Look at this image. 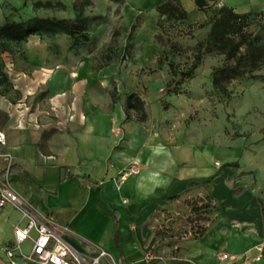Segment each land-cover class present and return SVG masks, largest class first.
<instances>
[{
  "label": "crops",
  "instance_id": "1",
  "mask_svg": "<svg viewBox=\"0 0 264 264\" xmlns=\"http://www.w3.org/2000/svg\"><path fill=\"white\" fill-rule=\"evenodd\" d=\"M115 75L113 67L94 68L85 60L42 66L28 76L22 73L24 84L12 83L20 98L14 103L5 99L11 108L5 105L8 120L0 131L6 139L2 150L19 170L10 175L14 191L42 217L68 226L66 240L83 255L94 254L98 246L119 264H264V195L260 204L246 208V239L225 237L216 223L198 241L177 246L172 256L160 255L157 217L192 192L213 198L200 182L215 175L214 156L198 147L173 146L153 135L149 123L127 118L126 94L139 88L124 82L127 90L112 100L109 89L118 86ZM42 88L46 94L36 96ZM32 95L36 109L28 112L24 100ZM20 102L25 108L17 111ZM132 162L140 172L115 182ZM215 232L216 242L210 238ZM12 237L0 239V246ZM221 252L228 257L221 259Z\"/></svg>",
  "mask_w": 264,
  "mask_h": 264
},
{
  "label": "rangeland",
  "instance_id": "2",
  "mask_svg": "<svg viewBox=\"0 0 264 264\" xmlns=\"http://www.w3.org/2000/svg\"><path fill=\"white\" fill-rule=\"evenodd\" d=\"M34 1L38 0H0V24L8 15L16 20L35 15L72 18L73 4L86 0H40L53 2L56 6L51 10L35 9ZM90 1L91 4L85 6V15L98 18L88 24L87 42L73 44L70 37L58 33L31 35L19 44L0 43V60L5 65L9 80L24 84L25 81L19 80L22 73L28 76L42 66L77 65L85 60L94 68H99L109 57L106 66L116 70L118 82V86L114 84L109 89L111 99H118V93L127 90L124 82H134L136 91L139 88L137 94L143 100L145 120L140 121L141 112L134 110L130 111L129 119L149 123V131L153 135L165 138L173 146L198 147L214 156L215 175L205 176L200 182L212 191L213 198L210 197L214 209L198 219V214L186 204L188 199L208 195L203 191L181 198L174 209H164L157 217L154 230L155 234L160 231L163 235H156L155 244L164 252L160 255L172 256L177 246L198 241L200 228L207 231L216 223L225 237L246 239L250 233L249 225L244 221L246 208L252 202L260 204L264 195L263 84L258 79L249 78L229 82L226 85L227 94L216 91L209 75L213 67L224 62L223 54L203 55L191 78L182 80L179 86L170 83L172 75L168 62L173 61L180 70L188 69L193 62L194 45L205 39L209 29L210 8L199 11L194 0L174 1L188 11V17L179 21L158 15L155 7L164 0H125L123 3ZM211 5L213 8L228 5L240 13L253 12L247 26L249 31L257 30L264 22V0H215ZM13 7L20 9L14 11ZM135 16L142 20L133 33L131 57L119 60L120 47L131 41L128 32ZM115 31H119V34L114 38ZM110 44L116 49L115 54L106 53ZM256 73H264V66ZM26 87L23 86L24 89ZM42 94H46L43 88L38 90L36 96ZM9 96L14 97V93L11 91L6 97L0 96V128L8 120L5 105L11 108L6 102ZM36 96L34 99L33 95L29 96L31 99L25 98L28 112L36 109ZM20 104L16 106L17 111L25 108L23 102ZM115 182L119 183L118 177ZM0 211L2 239L12 234L13 226L20 222L22 215L12 205H5ZM215 233L210 238L216 242L218 234ZM2 247L0 264H3ZM23 248L28 253V245ZM151 251L154 252V249Z\"/></svg>",
  "mask_w": 264,
  "mask_h": 264
},
{
  "label": "trees",
  "instance_id": "3",
  "mask_svg": "<svg viewBox=\"0 0 264 264\" xmlns=\"http://www.w3.org/2000/svg\"><path fill=\"white\" fill-rule=\"evenodd\" d=\"M118 3H123L125 0H111ZM175 0H164L157 4L155 9L159 16L179 21L185 20L188 17V11ZM215 0H194L196 9L204 11L210 8L212 14L209 17V29L206 37L203 40L196 42L194 45L193 62L186 70H180L173 61L168 62V68L172 75L170 83L179 86L182 80L191 78L194 70L200 64L203 55L223 54L224 62L221 65L212 68L209 78L213 88L221 94H227L226 85L231 81H242L246 79H258L264 86V73H256L264 66V22L261 23L257 30L249 31L247 26L254 15L253 12H237L228 5H222L218 8H213L211 3ZM59 3V1H58ZM25 4V3H24ZM91 4L90 0L84 3H74V16L72 18H56V17H41L29 16L19 20L13 18L12 15L4 16L3 22L0 24V43H22L25 42L31 35H54L62 33L71 38L73 44L79 42H87L89 36L87 34L88 24L97 16L85 15V6ZM55 4L51 1H34L35 9H54ZM14 11L20 8L13 7ZM141 18L135 16L134 23L130 26L128 38L131 40L121 46L118 56L119 60H125L131 57V45L133 44V33L137 30ZM116 34V35H115ZM119 34V31L113 33L114 38ZM113 40V39H112ZM112 44V42H111ZM108 45L106 53L115 54L116 49L113 45ZM111 56V55H108ZM105 63L100 66L107 65L108 58ZM14 93V97H8L10 102L14 103L20 98V92L14 89L13 84L9 80V76L5 71V65L0 60V96H8L10 92ZM43 95V94H42ZM41 96V95H40ZM143 100L135 92L126 94L124 110L126 117L129 118L130 111L141 112L140 121L145 120L143 113ZM7 118V115H5ZM229 163L228 165H235ZM19 170L15 164H11L9 174L18 173ZM186 204L191 206L197 218H202L204 213L210 212L214 207L209 196L198 197L194 200H187ZM114 240L118 239V219L114 216ZM165 233L167 230L164 231ZM206 232V228L199 229V235L202 236ZM157 236L161 235L160 231L156 232Z\"/></svg>",
  "mask_w": 264,
  "mask_h": 264
},
{
  "label": "built area",
  "instance_id": "4",
  "mask_svg": "<svg viewBox=\"0 0 264 264\" xmlns=\"http://www.w3.org/2000/svg\"><path fill=\"white\" fill-rule=\"evenodd\" d=\"M5 144V135L0 131V208L12 205L22 215L20 222L13 226L12 239L1 249L5 264H119L102 247L96 246L92 255L76 251L66 240V236L71 234L68 226L59 224L51 217H42L29 201L14 191L9 174L12 159L2 150ZM139 172L138 164L132 162L119 172L118 181L122 182L129 175ZM24 245H28V253H25ZM258 249H261V245ZM219 257L226 259L228 254L221 252Z\"/></svg>",
  "mask_w": 264,
  "mask_h": 264
}]
</instances>
